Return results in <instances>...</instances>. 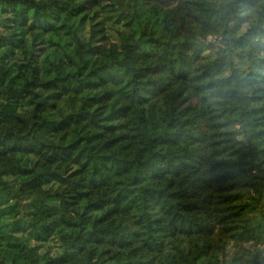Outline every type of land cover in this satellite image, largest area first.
Instances as JSON below:
<instances>
[{"label":"trees","instance_id":"trees-1","mask_svg":"<svg viewBox=\"0 0 264 264\" xmlns=\"http://www.w3.org/2000/svg\"><path fill=\"white\" fill-rule=\"evenodd\" d=\"M0 264H264V0H0Z\"/></svg>","mask_w":264,"mask_h":264},{"label":"rangeland","instance_id":"rangeland-1","mask_svg":"<svg viewBox=\"0 0 264 264\" xmlns=\"http://www.w3.org/2000/svg\"><path fill=\"white\" fill-rule=\"evenodd\" d=\"M119 27V19L116 16H111L107 18V29L110 37L116 39L117 34L116 31ZM87 26L83 27L82 29V35L86 36ZM215 36H210V38H213Z\"/></svg>","mask_w":264,"mask_h":264}]
</instances>
